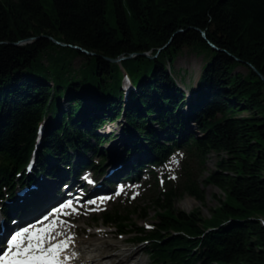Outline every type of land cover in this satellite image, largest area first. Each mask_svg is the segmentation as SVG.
Here are the masks:
<instances>
[{
  "label": "trees",
  "instance_id": "1",
  "mask_svg": "<svg viewBox=\"0 0 264 264\" xmlns=\"http://www.w3.org/2000/svg\"><path fill=\"white\" fill-rule=\"evenodd\" d=\"M52 5L0 0V199L41 174L110 164L127 182L147 173L156 189L154 169L181 153L178 180L163 176L154 228L135 229L120 208L100 222L146 243L151 264H264V0ZM183 49L203 57L193 91L174 78ZM116 121L128 143L106 163L102 148L115 137L101 129ZM210 154L215 171L200 181ZM202 186L222 194L210 218L175 208L185 194L203 203Z\"/></svg>",
  "mask_w": 264,
  "mask_h": 264
},
{
  "label": "rangeland",
  "instance_id": "2",
  "mask_svg": "<svg viewBox=\"0 0 264 264\" xmlns=\"http://www.w3.org/2000/svg\"><path fill=\"white\" fill-rule=\"evenodd\" d=\"M41 2L44 8L51 13L53 10L52 0H41ZM106 17L108 22L111 25H114V20L111 15L110 5H108L107 7ZM78 64H79V60H76L74 62V65L77 66ZM202 65H203L202 56H197L196 54L189 52L187 49H183L182 54H180L175 59L173 64V68L175 70L174 78L177 85L181 88H183V86L187 87L191 91H193L195 88V83L200 76ZM237 71L245 73V70L242 67L238 68ZM246 115H247L246 113H240L239 116H246ZM118 123L119 122L116 121L111 126L108 127H107L108 124L107 125L105 124L106 128L101 129L102 135H109L110 133L114 134L109 138L112 139L115 137V139L110 144H105V146H103L102 148L105 155L110 154V156L108 157L112 159H114L113 155L115 157L119 153L122 154L121 146H124V144L128 143L126 134L125 133L120 134L122 126H120ZM155 127L157 128L156 125H153V128ZM193 131L197 135L196 130L193 129ZM116 146L118 148L115 150ZM182 160H183L182 155L180 154L173 156L170 158L169 162L165 165L164 168L155 170L157 174V179L159 180L156 189L150 187V185L153 184L152 183L153 177H148L150 180L149 181L146 180L147 182L145 183L142 182L141 184L117 187L115 193L109 196L108 198L109 201L105 202L103 205L98 206L96 205V203H94V206L87 207L85 211H82L79 214L78 213L76 214L75 212L72 218L67 221V224H65L66 227L76 230L75 236L77 240L79 241L87 240L91 242V243L87 242L88 244H92V243L98 244V246L104 252L103 254H107L106 252H108V250H109L108 253L111 254H107V255L113 256L114 254H116L115 255L116 257L113 258V261L116 263H119L121 259L117 255H122L123 258H128V257L130 258L128 259L127 264H134L135 262H136L135 264H139V263L144 264V262L145 264H151L146 252L147 251L146 243L130 242L131 240L130 237H118L115 229L104 228L101 225L99 219L102 217L103 211L111 210L113 208H120L125 212L129 213L128 218L130 220V224L133 225L135 229H143L145 231H150V228H154L155 213L157 212V208L154 202L156 201L157 197L160 196V193L163 192L164 182L162 177L164 175L173 180H178L181 172ZM216 161H217V157L214 154H210L209 156H207L204 165L205 169L199 177L200 181H203L210 174V172L215 171ZM130 164H132V162H130ZM109 173L110 171L108 172L107 170L104 174H100L101 175L100 177L103 178L104 176H107V174ZM202 187L204 192L203 203H200L199 201L185 194L176 201L175 208L178 211L184 212L185 214H190L192 212H199L201 218L203 219L210 218L211 210L217 207L218 197L222 196V194L219 190H217L212 186H205V187L202 186ZM213 196H216V198H214ZM16 197H18V195ZM60 219L63 220L64 218H59V220ZM75 227H78V229ZM99 232H101L100 239L98 238L100 235L98 234ZM88 235L90 236L94 235L95 237L94 236L88 237ZM137 258L139 260L141 259V261H137Z\"/></svg>",
  "mask_w": 264,
  "mask_h": 264
},
{
  "label": "bare ground",
  "instance_id": "3",
  "mask_svg": "<svg viewBox=\"0 0 264 264\" xmlns=\"http://www.w3.org/2000/svg\"><path fill=\"white\" fill-rule=\"evenodd\" d=\"M118 145H119V143H118ZM125 145L126 144H124V146ZM117 148L118 147L116 146L115 150ZM91 174L92 175L88 180H85L84 178L77 176L74 178V181H73V178H70L67 181V183H65V184H62V183H60V181L57 180V181L47 182L46 184H41L42 186L39 185V188L41 189V193H42L43 197L47 200H52L53 197L58 193H62L63 195H67V194L71 195L73 192H75L77 190V188H80V187L85 188L87 190V192L85 194L86 198H90L97 191L98 187L100 186V183L98 181L103 179V178H100L99 180H97L92 172H91ZM72 181L74 183L70 184V182H72ZM103 203H102V205H103ZM97 204H98V201L96 202V205ZM78 207H81V206H78ZM86 208H87L86 205H83L81 207L82 211H85ZM75 210H76V208L73 207L71 210H67L65 212H59L58 211L59 213L57 216H52V221L47 222V223L45 222L41 226L35 227L36 229H40V228H46L49 225H52L50 235L52 237H54V239L51 240V243L57 244V243L62 242L63 244L66 245V247H64L59 253V264H127L128 259H130L129 257L123 258L122 255H117L121 259H120L119 263H116L113 261V258L116 257L115 256L116 254H114L113 256L107 255V254H111V253H108L109 250H108V252H106L107 254H103L104 252L98 246V244H95V243L88 244L87 242H89V241H87V240H81V241L77 240V238L75 236L76 230H73L71 228H67L65 225V224H67V222L59 220V217H61V216L72 218V216L75 213ZM64 213L66 215H64ZM23 222L24 221L22 220V216L19 214V212L10 213L9 215H6V216L0 214V229L2 230L1 231L2 234H4L5 231H7L8 229H11V228L14 229L16 227L17 228L19 227V229H20L21 227L25 226V225L21 226V224ZM85 224H87V223H85ZM70 227H72V226H70ZM75 228L78 229V227H75ZM27 230L32 231V230H34V228H29ZM90 233H92V232H90ZM100 233L101 232H99L98 234H100ZM93 236L94 235H92V236L88 235V237H93ZM100 236H101V234L98 237L99 239L101 238ZM89 243H91V242H89ZM120 252H122V251H120ZM135 252H138V251H135ZM135 252H133V253H135ZM129 255H131V254H129ZM137 261H141V259L139 260L137 258ZM144 264H145V262H144Z\"/></svg>",
  "mask_w": 264,
  "mask_h": 264
},
{
  "label": "snow or ice",
  "instance_id": "4",
  "mask_svg": "<svg viewBox=\"0 0 264 264\" xmlns=\"http://www.w3.org/2000/svg\"><path fill=\"white\" fill-rule=\"evenodd\" d=\"M52 225L46 228L14 234L8 241V248L0 256V264H59V253L65 244H52Z\"/></svg>",
  "mask_w": 264,
  "mask_h": 264
},
{
  "label": "water",
  "instance_id": "5",
  "mask_svg": "<svg viewBox=\"0 0 264 264\" xmlns=\"http://www.w3.org/2000/svg\"><path fill=\"white\" fill-rule=\"evenodd\" d=\"M53 42L54 43H57L56 41H54L53 40ZM62 46H65V45H62ZM74 49H77V50H79V51H81L83 54H85V55H89V56H91L92 54L91 53H88L87 51H85V50H83V49H79V48H77V47H74ZM120 60H122V59H118V60H114V61H112V60H108L109 62H118V61H120Z\"/></svg>",
  "mask_w": 264,
  "mask_h": 264
}]
</instances>
